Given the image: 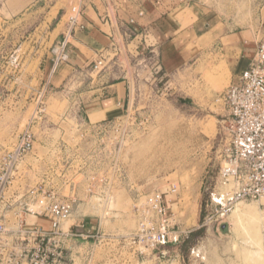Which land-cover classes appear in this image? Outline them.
<instances>
[{
  "label": "rangeland",
  "instance_id": "1",
  "mask_svg": "<svg viewBox=\"0 0 264 264\" xmlns=\"http://www.w3.org/2000/svg\"><path fill=\"white\" fill-rule=\"evenodd\" d=\"M77 1L0 0V170L8 178L0 264H29L40 242L34 227L51 232L50 219L39 214L41 200L69 202L62 229L93 235H48V247L62 248L69 264H264V221L250 231L252 241L233 217L243 205L264 212V197L229 212L212 204L221 187L226 113L217 98L232 84L213 32L251 30L257 46L264 40V0H198L202 56L190 47L181 57L178 44L162 59L160 49L146 51L144 38L131 43L135 34L125 35L113 67L130 74L134 68L129 110L94 124L82 116L71 89L56 87L50 70H43ZM23 140L33 146L17 155ZM157 190L165 192L172 229L182 234L178 255L166 259L139 257L129 240L138 220L135 205ZM86 219L99 227L86 226ZM256 243L260 259L251 258Z\"/></svg>",
  "mask_w": 264,
  "mask_h": 264
},
{
  "label": "crops",
  "instance_id": "2",
  "mask_svg": "<svg viewBox=\"0 0 264 264\" xmlns=\"http://www.w3.org/2000/svg\"><path fill=\"white\" fill-rule=\"evenodd\" d=\"M199 7L198 0H85V28L76 32L69 59L54 69L52 53L43 60V70H50L51 82L56 87L64 88L62 91L71 89L70 93L79 100L82 116L91 124L118 117L129 110L134 73V68H131V75L130 72L113 67V60L118 57L117 54H121L118 52L121 50V40L127 38L125 35L133 34L135 37L130 39L131 43L138 41L139 37L144 38L146 51L156 52L160 49L162 59L168 58L178 44L177 54H181V57L190 47H196L198 56H202L206 51V36L202 37L198 33L203 18L197 11ZM262 23L264 34V14ZM62 32L61 29L58 39ZM193 35L199 39L189 40ZM213 36L216 39L213 45L224 50V56L229 60L231 83H239V75L250 65L256 52L253 32H229L224 29L213 32ZM141 47L144 48V45ZM142 54L140 56L145 59L146 55ZM101 58L105 59L106 65L94 69V64ZM88 221L86 219L85 225L94 229L100 225L95 219H91V223ZM175 253L178 255V249Z\"/></svg>",
  "mask_w": 264,
  "mask_h": 264
},
{
  "label": "built area",
  "instance_id": "3",
  "mask_svg": "<svg viewBox=\"0 0 264 264\" xmlns=\"http://www.w3.org/2000/svg\"><path fill=\"white\" fill-rule=\"evenodd\" d=\"M84 5L85 0H78L67 11L64 30L55 44L54 69L69 59L76 32L85 28ZM104 61V58L98 60L94 69L104 67ZM217 101L224 105L226 113L221 124V187L212 193V204L223 212H229L241 201L264 197V40L257 44L250 65L239 75V83L229 85L220 93ZM32 146L31 140H23L15 152L22 155ZM7 184L8 178L0 170V236L4 232L1 203L5 200L3 195ZM40 203L45 207L39 214H45L51 220L52 227L51 232L41 226L34 227L40 242L31 253L29 264H38L39 261L40 264H69L62 248L51 250L48 247V235L60 230L61 234L75 240L93 235L62 229V221L72 212L69 202L46 203L41 200ZM135 213L137 225L129 236L135 253L139 257L157 254L162 259L170 258L182 242V234L172 229L173 215L165 203V192L157 190L148 194L144 201L135 205Z\"/></svg>",
  "mask_w": 264,
  "mask_h": 264
},
{
  "label": "bare ground",
  "instance_id": "4",
  "mask_svg": "<svg viewBox=\"0 0 264 264\" xmlns=\"http://www.w3.org/2000/svg\"><path fill=\"white\" fill-rule=\"evenodd\" d=\"M233 217L235 219V222L243 227L244 232L251 235L250 231L255 232L256 229L258 230L260 225L263 223L264 212L260 213L250 205H243L240 207L237 206V208L234 211ZM251 240L255 241L253 235H251ZM256 244H257V248L255 249V251L251 252L252 259H260L261 256L259 243Z\"/></svg>",
  "mask_w": 264,
  "mask_h": 264
},
{
  "label": "water",
  "instance_id": "5",
  "mask_svg": "<svg viewBox=\"0 0 264 264\" xmlns=\"http://www.w3.org/2000/svg\"><path fill=\"white\" fill-rule=\"evenodd\" d=\"M221 228H222V230H225V228H226V224H222V225H221Z\"/></svg>",
  "mask_w": 264,
  "mask_h": 264
}]
</instances>
